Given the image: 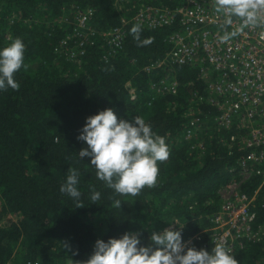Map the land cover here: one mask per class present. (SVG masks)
<instances>
[{
  "label": "trees",
  "instance_id": "trees-1",
  "mask_svg": "<svg viewBox=\"0 0 264 264\" xmlns=\"http://www.w3.org/2000/svg\"><path fill=\"white\" fill-rule=\"evenodd\" d=\"M122 2L121 11L115 0H0V50L21 38L28 65L15 75L18 91H0V214L17 216L0 224V264L83 261L97 239L107 242L126 232H141V245L155 247L152 232L169 225L181 231L183 241H191L189 247L211 251L215 245L210 218L220 206L216 190L237 176L249 150L230 140L240 128L215 123L216 111L194 69L175 67L176 93H149L151 75L144 67L166 55V36L176 27H142L141 39L153 37L154 42L138 47L130 34L135 24L130 17L141 4L170 3ZM87 9L92 10L87 25L94 36L79 53L67 34L75 30L77 13ZM66 14L67 22L58 20ZM121 26L123 45L109 53L100 32ZM126 82L135 88L134 99ZM106 108L121 119L141 116L170 149L169 159L159 164L157 186L146 187L137 197L107 188L97 179L91 158L78 156L87 147L77 139L86 118ZM188 132L202 141V148L188 140ZM69 168L80 173L83 208H75L76 201L59 190ZM259 168L264 170V164ZM255 170L238 185L248 195L260 185L251 203L254 228L264 225L263 175ZM90 186L101 193L96 204L90 200ZM116 199L121 208L114 206ZM231 254L239 264H264V234L255 242H234Z\"/></svg>",
  "mask_w": 264,
  "mask_h": 264
},
{
  "label": "built area",
  "instance_id": "built-area-1",
  "mask_svg": "<svg viewBox=\"0 0 264 264\" xmlns=\"http://www.w3.org/2000/svg\"><path fill=\"white\" fill-rule=\"evenodd\" d=\"M168 2V5L141 4L130 17L135 24L149 29L176 27L166 36L169 44L166 55L144 67L151 75L149 93L163 90L176 93L179 82L175 67L194 69L205 83L208 103L216 111L215 123L219 127L234 124L240 128L238 134L230 136L231 141L241 142L249 150L240 161V169L246 174L256 169V173H262L264 182V170L259 168L264 164V29L245 28L228 43H221L219 38L224 31H232L237 25L222 27L223 21L213 9V0ZM91 14V9L78 12L75 30L67 34L79 53L83 42L94 36L87 25ZM121 20L126 22L124 17ZM100 36L109 53H116L123 45L125 31L121 26L104 30ZM129 95L131 99L136 97L135 88H129ZM253 195L235 190L223 199L210 218L215 244L223 243L231 249L236 241L240 246L243 240L255 242L263 236L264 225L253 227Z\"/></svg>",
  "mask_w": 264,
  "mask_h": 264
},
{
  "label": "clouds",
  "instance_id": "clouds-1",
  "mask_svg": "<svg viewBox=\"0 0 264 264\" xmlns=\"http://www.w3.org/2000/svg\"><path fill=\"white\" fill-rule=\"evenodd\" d=\"M212 6L222 18V27L227 29L237 25L232 31H224L219 38L221 43H228L245 28L264 29V0H213ZM141 33L139 23L130 29L138 47L154 42L153 37L141 39ZM25 51L26 46L19 37L0 50V91L20 89L15 75L22 68L27 70ZM77 139L87 145L79 151V158L90 157L97 179L120 196L137 197L146 187L155 188L159 164L170 157L165 138L153 132L151 125L141 116L121 119L112 108L87 117ZM79 175L76 168H69L66 182L59 189L76 201L75 208L84 207L77 188ZM90 188V200L96 204L101 193L92 186ZM121 205V200H114L115 207L121 208ZM141 235V232H126L120 238H109L107 242L97 239L90 257L74 264H239L231 249L223 243H216L211 251L197 250L188 246L191 241H183L181 231L171 227L160 233L152 232L149 239L155 247L142 246ZM63 246L70 249L67 242Z\"/></svg>",
  "mask_w": 264,
  "mask_h": 264
},
{
  "label": "rangeland",
  "instance_id": "rangeland-1",
  "mask_svg": "<svg viewBox=\"0 0 264 264\" xmlns=\"http://www.w3.org/2000/svg\"><path fill=\"white\" fill-rule=\"evenodd\" d=\"M115 4L117 5V8L119 10H121V11L122 10H125L124 9V4H123L122 0H115ZM69 12H71V11H69ZM66 16H67V14L66 15H63V16H60V18L58 20L67 22L68 21V18ZM82 35L84 36V33H82ZM78 41H79V39H78ZM125 86H129L128 89L130 87L134 88L133 86L130 85L129 82H126L125 83ZM186 137L188 138L189 141H192L197 147H201L202 146V141L201 140L200 141L195 140V137L196 136L194 134L191 135V136H189V135L186 134ZM249 174L243 173V170L240 169L239 172L237 173V176H236V177H239L240 178L239 180H238V178H236V177L234 178L233 177L227 183H225V184H223V185H221L220 187L217 188L216 192H217V195L219 196L220 204L222 203L223 199L227 198L235 190H238L239 183L243 180V178H246ZM227 184H229L230 186H227ZM257 191H256V193L255 192L253 193L254 194L253 195L254 198H256V196H257ZM16 219H17V216L16 215H12V214H0V224H4V223H7L10 220H16ZM169 227L172 228L173 226L172 225L165 226L161 230V232L164 229L169 228ZM188 241L186 240L184 242H188ZM65 264H74V263H73L72 260L68 259V260H66Z\"/></svg>",
  "mask_w": 264,
  "mask_h": 264
}]
</instances>
